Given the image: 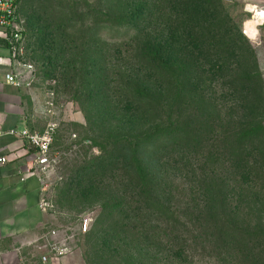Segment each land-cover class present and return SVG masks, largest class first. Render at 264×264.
<instances>
[{
	"label": "trees",
	"instance_id": "1",
	"mask_svg": "<svg viewBox=\"0 0 264 264\" xmlns=\"http://www.w3.org/2000/svg\"><path fill=\"white\" fill-rule=\"evenodd\" d=\"M214 1L176 0V8L168 0L59 1L56 16L38 19V46L55 50L46 63L80 103L103 152L93 167H116V254L123 264L140 262L128 243H152L146 249L157 259L156 245L178 239L182 258L253 264L242 179L246 146L263 121L241 126L235 110L246 86L257 106L260 72L240 29L214 21ZM107 28L120 36L104 37ZM231 63L242 68L230 72ZM115 115L116 128L106 127L103 120ZM176 165L187 180L170 176ZM120 183L131 188L130 213Z\"/></svg>",
	"mask_w": 264,
	"mask_h": 264
},
{
	"label": "rangeland",
	"instance_id": "2",
	"mask_svg": "<svg viewBox=\"0 0 264 264\" xmlns=\"http://www.w3.org/2000/svg\"><path fill=\"white\" fill-rule=\"evenodd\" d=\"M59 1L71 2L19 0L17 7L25 32V58L34 66L32 73H25L26 78L22 84L30 127L41 131L49 121L56 122L51 144V155L55 157V163L44 175V196L48 201L44 225L55 228L59 236L66 237L70 249L65 255L53 258L52 264H123L122 252L116 254V167H93L103 153L100 145L95 142V132L89 130L90 126L86 122L80 103L64 90L58 75L51 70V62L49 65L46 63L48 58L52 59L54 48L42 51L43 45L38 46L36 40L41 25L38 19L56 16ZM175 1L168 0L170 8L177 7ZM214 2L211 3L214 21L230 28L234 33L240 29L252 46L256 69L260 72V76L256 77L260 94V98L256 99L257 106L252 104L251 95L247 92L248 87H241L235 120L241 126L250 125L254 120L263 121L256 138L246 146L245 177L242 179V185L250 193L246 211L248 224L254 233L253 264H264V14L261 13L263 10L256 12L258 8L248 7L246 0ZM101 34L110 40H116V36H120L116 34V28L104 29ZM115 47V44L110 46L112 50ZM47 54L49 56H46ZM250 66L248 65V68H251ZM94 67L97 65L92 68ZM241 68L240 63H231L228 69L235 72ZM103 101L97 100L96 103L105 104ZM103 123L111 129L116 128V115L107 117ZM108 160H113V157H108ZM218 167L223 170L227 163ZM169 172L176 182L188 179V176L183 175L184 169L178 165L171 167ZM118 187L124 207L130 213L135 207L130 199L131 188L122 183ZM86 214L90 217L89 225L85 232L80 233L77 230L78 222ZM92 230H98L96 237L92 238L91 234L86 233ZM105 236L111 238V243L104 240ZM94 238H97L99 243L92 247ZM128 244L141 262L133 264H210V260L203 254L194 255L189 259L178 255V252L181 253L179 239L172 242L163 241L156 245L155 248L159 250L157 259L146 249L152 247V243L150 245L141 242V249L137 243ZM136 249H139V252ZM173 251L176 256L172 257L169 253ZM228 261L223 264H232Z\"/></svg>",
	"mask_w": 264,
	"mask_h": 264
},
{
	"label": "crops",
	"instance_id": "3",
	"mask_svg": "<svg viewBox=\"0 0 264 264\" xmlns=\"http://www.w3.org/2000/svg\"><path fill=\"white\" fill-rule=\"evenodd\" d=\"M249 6L264 14V0H246ZM18 24L23 27L18 15ZM6 27L0 26V130L10 127H30L22 85L5 79L12 70L9 50L3 37ZM32 129V128H31ZM34 149L25 140L10 133L0 134V264H18L19 253L33 252L31 241L39 236L46 219L40 206L42 180L26 171L32 163Z\"/></svg>",
	"mask_w": 264,
	"mask_h": 264
},
{
	"label": "built area",
	"instance_id": "4",
	"mask_svg": "<svg viewBox=\"0 0 264 264\" xmlns=\"http://www.w3.org/2000/svg\"><path fill=\"white\" fill-rule=\"evenodd\" d=\"M18 0H0V26L6 27V33L3 37L5 45L9 50L12 70L5 73V79L16 85H22L26 78V72L32 73L34 66L25 58V34L23 27L18 24ZM20 22V21H19ZM56 122L49 121L45 128L37 131L23 127H10L1 133H10L23 138L26 144L34 149L32 163L26 168V171L34 172L42 180V196L40 206L46 210L48 201L45 199L44 175L55 163V157L51 155V144L53 141ZM6 160L4 155H0V163ZM90 217L88 214L82 216L78 222L77 230L83 233L87 230ZM34 251L19 253L18 264H52V259L65 255L69 249L66 237L59 236L57 230L51 226L42 225L39 236L31 241Z\"/></svg>",
	"mask_w": 264,
	"mask_h": 264
},
{
	"label": "bare ground",
	"instance_id": "5",
	"mask_svg": "<svg viewBox=\"0 0 264 264\" xmlns=\"http://www.w3.org/2000/svg\"><path fill=\"white\" fill-rule=\"evenodd\" d=\"M256 8V7H255Z\"/></svg>",
	"mask_w": 264,
	"mask_h": 264
}]
</instances>
